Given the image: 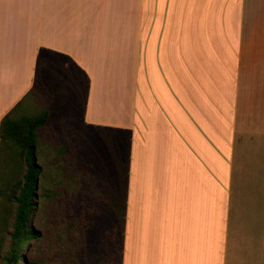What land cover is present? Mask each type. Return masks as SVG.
<instances>
[{"label":"crops","instance_id":"crops-1","mask_svg":"<svg viewBox=\"0 0 264 264\" xmlns=\"http://www.w3.org/2000/svg\"><path fill=\"white\" fill-rule=\"evenodd\" d=\"M259 7L264 14V0H0V119L41 79L83 91L79 124L93 145L74 163L89 147L96 200L110 199L102 186L115 169L101 138L114 141L120 264H264Z\"/></svg>","mask_w":264,"mask_h":264},{"label":"rangeland","instance_id":"rangeland-1","mask_svg":"<svg viewBox=\"0 0 264 264\" xmlns=\"http://www.w3.org/2000/svg\"><path fill=\"white\" fill-rule=\"evenodd\" d=\"M262 15L259 7V16ZM249 26V23L245 25L247 31ZM256 30L259 32L258 43L264 41L261 36L264 34L263 17H259ZM56 84L50 78L39 80L35 90L14 115L33 116L48 109L46 123L36 132V160L41 166V174L37 206L30 217V224L39 236L23 245V261L18 264H119L120 225L114 226L112 234L90 232V207L97 203V196L103 190H97L99 187L94 174L97 157L89 151L92 143L90 137H86L89 132L79 124L83 91L74 88L71 82ZM83 144L89 145L88 156L78 158L74 163V156ZM20 177L21 169L9 154L0 151L2 253L9 245L6 232L11 229L14 204L5 202V191L2 192L1 186L5 178L11 182Z\"/></svg>","mask_w":264,"mask_h":264},{"label":"trees","instance_id":"trees-1","mask_svg":"<svg viewBox=\"0 0 264 264\" xmlns=\"http://www.w3.org/2000/svg\"><path fill=\"white\" fill-rule=\"evenodd\" d=\"M40 58V57H39ZM72 64L71 61H69ZM14 109H11L0 119V151L3 154H9L14 164L21 169V177L15 181L8 182L5 178L2 183V192L4 200L7 203L14 204L11 229L6 232L9 239L8 249L1 252L0 243V264H18L23 261L22 247L31 239H36L39 232L30 224V217L37 206V190L39 189V176L41 166L36 160V140L37 129L43 126L47 119V110L43 109L33 116L15 117ZM103 140V141H102ZM119 144L122 142L118 138ZM101 142L109 144L107 154L109 161L113 164V180L108 185L103 183L104 189L110 193V199L97 200V203L91 204L90 232L100 233L101 231L112 234L115 225H120L119 235L121 249V198L119 194V172L117 170V160L114 141L102 137ZM105 175V169H101ZM118 172V173H117ZM101 187L100 184H98ZM106 193H104L105 195ZM92 224L94 226H92ZM4 232V231H3ZM120 264V250H119Z\"/></svg>","mask_w":264,"mask_h":264}]
</instances>
